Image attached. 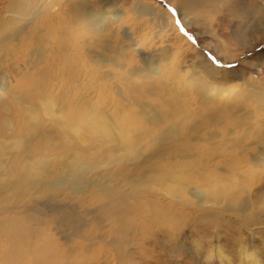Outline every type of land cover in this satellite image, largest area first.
<instances>
[{
  "label": "bare ground",
  "instance_id": "6f19581e",
  "mask_svg": "<svg viewBox=\"0 0 264 264\" xmlns=\"http://www.w3.org/2000/svg\"><path fill=\"white\" fill-rule=\"evenodd\" d=\"M168 1L179 8L185 24L191 25L200 24L208 15L222 11V7L235 14L237 0ZM88 2L6 0L2 9L0 69L4 68L1 63L15 55L16 49L23 52L28 48L23 56L29 55L31 66L36 67L42 62L53 68L56 64L60 71L67 72V76L66 80L58 81L66 83L60 89L64 93L62 100V93L54 88L40 91V85H37L33 90L37 104L12 93L13 103L9 107L3 102L5 92H1L0 111L10 115L12 108H16L17 115L15 122L10 116L0 115V205L14 202L6 198L9 189L12 193L17 192L16 198L13 197L15 202L19 198L22 203L15 207H0V235L5 241L0 244V251L6 252L0 255V264H27L29 260L22 256L25 254H29L34 262L42 261L45 255L41 256L43 251L38 254V244L44 242L46 247V241L52 242L51 236L42 232L46 222H52L60 230L70 227L67 230L79 238L83 226L90 232L104 229V233L88 235L89 239H86L107 242L118 262L127 264L132 263L131 258L137 252V248L136 252L130 250L129 237L132 233L139 237L141 234L139 229L124 223L125 216L128 220L139 221L143 227L151 219L171 223L174 219L171 212L176 213L179 220L190 218L222 223L225 221L223 214L234 213L233 217H240L242 225L249 223L250 218L258 221L260 210L252 186H247L246 177L236 172L241 167L264 169V120L258 118L257 127H254L250 121L251 113H244L243 106L249 89L256 91V87L243 80L235 82L236 88L231 86L234 83L218 84L213 78L211 81L208 78L210 69L201 70L199 62L185 65L179 68L181 72H176L175 68L183 60L176 52L185 54L188 50L186 40L177 42L176 29L171 25L169 15L153 1L133 0L136 25L123 26L120 22L111 29L109 21L114 23L125 13L106 14L105 10L114 6L109 1L102 2L104 12H94ZM260 11L258 23L264 20V9ZM260 30L259 27L252 31L258 33ZM180 38L184 39L183 36ZM60 39L59 43L55 42ZM172 43L178 46L174 47ZM70 53L89 68L88 79L83 69V74H79L66 65L70 62ZM49 56L50 64L46 60ZM112 56L126 59L132 66L133 76L126 74L124 66L112 60ZM108 64L115 68H106ZM31 71L33 69L29 67H22L18 76H28L32 83L39 84L38 75L33 78ZM183 72L187 75L186 81L180 76ZM42 78L49 81L47 71ZM133 79L136 82H132ZM260 88L263 97L254 103L259 104L257 109L264 110V85ZM191 91L198 97V103L189 102L193 98ZM224 93L226 100L220 98ZM110 104L119 120L109 113ZM238 113H241L240 120L236 117ZM42 117L47 119L43 129L37 122ZM225 117L229 120L227 131L222 130L227 128ZM19 118L34 130L22 131V125L16 126ZM210 127L220 128V131ZM249 131H252L251 137ZM41 133L46 134V141ZM40 141L46 145L40 146ZM207 146L212 152H207ZM194 154L201 156L198 158L201 166L191 162ZM227 155L229 159L225 158ZM221 158L235 170L231 175L238 182L234 183L228 177L219 186L206 182L209 175L221 174L217 167L220 162H214ZM208 163H211L209 169L202 168ZM112 166L117 168L112 170ZM225 175H229L227 169ZM4 182L8 185H2ZM257 183L259 178L253 185ZM25 185L34 189L32 198L42 190L47 191L39 200L40 207L35 208L26 201L31 196L29 192L23 194ZM55 188L64 196L55 197L50 191ZM67 188L72 195L86 194L90 199L103 197L105 202L94 200L96 205L92 207L87 203L86 207L76 201L70 203L65 197ZM172 207H179L180 211ZM19 209L15 218L10 217L11 211ZM5 211L6 215H3ZM88 218L92 222L90 227ZM23 221L30 224L23 226ZM104 221L110 226L99 227ZM50 248L46 247L45 253L50 258L48 263L66 264L57 256L63 252L56 247ZM207 254L206 262H210L214 254L220 264H230L220 245L209 248ZM239 264L260 262L255 251L246 252L243 246Z\"/></svg>",
  "mask_w": 264,
  "mask_h": 264
},
{
  "label": "rangeland",
  "instance_id": "374dc122",
  "mask_svg": "<svg viewBox=\"0 0 264 264\" xmlns=\"http://www.w3.org/2000/svg\"><path fill=\"white\" fill-rule=\"evenodd\" d=\"M89 1L90 2H88V4L91 3L90 6L94 12H104V3L102 2L109 1L111 4H114V6L110 10H105L107 11L106 14L112 12L125 13L119 15L116 22L112 23L109 21L108 26L110 29L113 28L114 26L115 27L119 26L120 22L123 24V26L134 27L136 25V22L133 21V18L136 17L135 16L136 13L133 11V7H132L133 0H89ZM151 1H153L157 6H159V8L165 10L166 13L169 15L171 25H173V27H175L176 29L175 37L177 42L180 43L186 40L185 48H188V50L184 51L185 54L182 53L178 54V52H176L177 56L182 57L183 60H181L178 63V67L175 68V71L181 72L179 68L185 67V65L186 66L196 65L195 63L199 62L201 63L200 65L201 70L204 69L205 71L207 69H210V73L208 75L209 80L211 79L212 81L213 78V81L217 82L218 84L234 83L231 86L232 88H236L235 82L237 81L241 82L243 80L244 82L247 81L250 82L252 86L256 87V91H254L251 88L247 92L248 94L247 100H245L243 103V106L245 107L244 113L246 112L251 113L252 118L250 119V121L254 124V127H257L255 125L256 120L258 118L264 120V110L257 109L259 104L254 103V101L263 97V91L260 88V85H264V60H263L264 59V20L263 22L258 23L260 18L259 20L257 19L258 17H260L259 13H261V11L258 12L259 9H264V0H237L235 3L236 4L235 14H232V12L222 7V11L208 15L203 19L201 18L203 22H201L200 24L195 23L191 25L185 24V21H183L180 16L179 8L175 4L169 2L168 0H151ZM5 2L6 0H0V15L3 12L2 9L4 10L5 8L6 5ZM144 24L145 23H143V25ZM140 25H142V23ZM259 27L261 28L260 32L256 33L252 31L253 29H257ZM181 28L185 29L187 35H185L180 31ZM180 36H183L184 39H181ZM189 37H191L192 39H189ZM60 41H62V39L56 40L55 42L59 43ZM172 45L174 47L178 46L177 43H172ZM27 51L28 48H26L23 52L20 49H16L15 55L13 54L12 56L6 58L5 63H1V66L4 68L0 69V84L2 85L6 84V86L3 87H1L0 85V95L2 94L1 92L4 91L6 96L5 100H3L4 104L6 106L9 105V107H11V104L13 103L11 100L12 93H16L18 96L25 98V100L30 101L33 104L34 103L37 104L38 99L36 93L33 90L34 88H37L39 85H40V91L54 88L56 92L62 93L61 96V100H62L64 93L60 89H62L66 83L63 82L64 84H62L59 83L58 81H61L63 78L64 80H66L67 72L64 70L60 71L56 64L53 65L55 66L53 68L50 66L46 67L42 62L38 64L36 67L31 66L29 64L30 63L29 55L27 54L26 57L23 56L24 54L27 53ZM135 54L137 55V53ZM51 56L59 57L58 55H53V54ZM70 57H71L70 62L66 64L69 67V69L73 71H78L79 74L84 73V76L86 77V79H88L89 68H85L84 63L78 62L76 58L72 56L71 53H70ZM46 60L50 64L51 62L50 56ZM112 60L116 61L118 64L123 65L124 66L123 70L126 72V74L129 73L132 75V73L130 72L132 66L128 65V61L126 59H120L118 57L112 56ZM22 67H29L33 69V71H31V75L33 76V78H35L36 74L38 75L37 77L39 78L38 79L39 84L32 83V81L29 80L30 77L28 76L25 75L18 76V71ZM108 67H111L112 69L115 68V66L112 64H108L106 68ZM82 69H83V73H82ZM45 71H47L48 73L49 81H46L45 79L42 78ZM233 73L237 75H234ZM180 76L183 78L184 81H186L187 75L184 72L180 73ZM137 78H141V77H137ZM132 82H136V80L133 79ZM29 91L31 92V94L27 95ZM191 92L193 94L192 95L193 98L189 99V102H191L192 104L194 101L198 103L199 102L198 97H196L193 91ZM226 96H227L226 93H224L220 98L222 100H226ZM142 100L144 101L146 99L142 98ZM3 102L1 99V104ZM110 105L111 106H108L109 110L111 111L109 113L112 116L116 115L114 117H116L119 120L116 111H113L114 107L112 106V104ZM16 111H17L16 108H12L10 115H8L3 110L0 111V115L4 118L5 116H10V119L11 120L13 119L14 121L13 120L12 121L15 122L16 120L15 118L17 115ZM240 116L241 113H238L236 116L238 120H240ZM19 120L16 121V126L20 127L22 125L23 127L22 131L25 130V132L27 133L34 130L31 125H26L27 122L25 121L21 122V120L20 121ZM46 120L47 119L43 117L39 118V121H37L38 127L43 129V127L46 125L45 123ZM224 121L227 128L222 130L227 131L229 125L228 117H225ZM24 127L27 129H25ZM210 129L220 131V128L217 127H210ZM53 131H57V129L54 128ZM239 131L242 132L243 129L240 128ZM248 134L251 137L252 131L251 132L249 131ZM41 136L46 141V134L41 133ZM235 136H236V132L233 135V137ZM38 144L40 146L46 145L44 141H40ZM206 148L208 150L207 151L208 153L212 152L209 146H207ZM228 154H232V153H228ZM229 157L230 156L227 155L225 158L229 159ZM198 158H201V156L200 155L198 156V154H194L191 162L193 161L197 163L199 166H201V164L198 163L199 160ZM214 162H220V165L217 167L218 168L220 167L219 169H221V174L217 173L216 176L208 174L210 176V179L206 180V182L210 184L214 183L219 186L220 184L226 181V177L230 178V180H232L234 183L238 182L237 179L231 175V173L235 170L231 168L230 165L224 164L223 158L218 159ZM52 163L53 162H51L50 166L52 165ZM209 167H211V163L202 166V168L206 170L209 169ZM110 168L113 170L117 167L112 166ZM225 169L229 171V175H225ZM260 171L262 172L258 176ZM190 172H188V175L190 174ZM236 172L246 177L247 186H252V194L256 200V203L259 205V210H260V214L258 215L259 216L258 221L254 222V220L250 218L249 223H246V225L245 224L242 225V223H240L239 221L241 218L238 216L239 218L235 217L236 218L235 219L233 217L234 213L233 214L225 213L222 215L223 219L226 221V222L224 221L225 223L224 222L216 223L214 221H201V220L194 221L190 218L186 220L185 218L182 220L180 219L181 220L180 221L179 219H177V216H175L176 213L174 214V212L173 213L171 212L170 216H172L174 219L171 223H169L170 225L163 223L162 221H159V219L158 221L157 220L152 221L151 219L147 223L148 226L146 225L145 227H143L141 223H138L139 221L128 220L126 219V217L128 216H125L124 220L126 221L124 223L132 226L133 228L139 229L140 230L139 233L141 234L140 235L141 237H139L135 233H132L129 237V239H131L130 242L132 245L130 246V250L136 252V248H137V252L131 258L133 260L131 261L132 263L128 262L127 264H220L219 260L214 254L211 255L209 260L210 262H206L208 257L207 250L214 245H220L222 252L224 253V255L228 257L230 264H239L240 250L242 249L243 246L246 252L255 251L257 257L259 258L260 264H264V169L261 170L256 167L255 168L250 167V169L247 170L244 169V167L243 168L241 167L237 169ZM190 176L192 175L190 174ZM194 176L195 175L193 174V177ZM258 178H259V183L253 185V182L256 181ZM2 185H8V184L4 182L2 183ZM33 191L34 189L28 185H25L24 190H22L23 194H28L29 192L28 195L31 196V198L30 197L27 198L26 201L29 200L31 205L34 204L36 206L35 208H38L40 207L39 200L41 201V197L47 191L45 192L42 190L43 193L40 191L38 194H36L38 198L37 197L32 198ZM50 191L51 193H55L54 196L57 198H61L64 196L63 192L60 189L55 188V189H50ZM65 192H66L65 197L68 202L74 203V201H76L75 203L78 202L82 203V205L85 207L87 205H89V207L96 205L94 204V200H97L99 203L105 202V199L103 197L90 199V197H88V195L86 194L85 195L80 194L81 196L79 195L76 196L74 194L72 195V191L69 188H67ZM16 193L14 192L12 193L9 189V192L6 193V196L8 195V197L6 198L8 199L11 198L14 202H11L9 200L10 202H7L6 204L5 203L1 204L0 207L2 205L4 207H13V206L15 207L20 205L22 203L21 202L22 200L18 198V200L15 202V200L13 199V197L16 198L15 196ZM250 199L252 200L251 196ZM4 200L5 199H2L1 202H4ZM35 203H37L38 205H36ZM85 203H87V205ZM175 208L177 209V211H180L179 207H175ZM19 211L20 209L17 211H11L12 214L10 215V217L12 216V218H15L17 213H19ZM21 211H23V206L21 208ZM33 211H36V209ZM5 213L6 211L3 212V215H6ZM89 220L90 218H88L87 223H89V227H90L92 225V222L91 221L89 222ZM43 221L44 220H42L40 223H42ZM29 224L30 223L29 222L27 223L26 221L22 222L23 226ZM46 224L47 225L43 227L42 232L44 233V235L45 234H47V236L50 235L52 238V242L46 241V243L47 242L49 243L46 244V247L50 248L49 245H51L50 249L56 247L58 250H61L63 253L59 252L57 253V256L60 258V260L64 261L66 264H121L118 262V259L115 256L111 247H109V245L106 244L107 242L104 243L103 241L100 242L99 240H95V241L92 240L91 242L86 239V238L89 239V237H87L88 235L92 237L93 234L98 235V233L99 234L104 233L105 232L104 229H101V231L99 229L97 231L90 232L88 228L86 229V227L83 226L80 229V234L82 235V237L79 238L74 236L71 230H70L71 232L70 234V232L68 231L70 227L64 228V230H60V228H58V226L54 225L52 222H46ZM218 224L220 225L218 226ZM100 225L99 227H105L107 225L110 226L109 222L107 221L100 223ZM49 226L53 228H50ZM47 227L48 229H46ZM48 233H52L53 235ZM0 238L2 240L0 244H4L5 241L3 240L4 239L3 235H0ZM64 241L66 242L63 244ZM38 245H39L38 248H40V249L37 248V250L39 251L38 254H40V252L43 251L41 252L42 255L41 254L40 255L42 257L45 255V257H43L42 261L40 262L37 261L34 262L33 260H31L29 254L22 255L25 259L29 260L27 264H46V263L49 264L48 259L50 258H48L47 254H45L46 247L44 246L45 245L44 242H41V244ZM21 250L23 249L21 248ZM65 250H67L68 252L65 253L66 252ZM104 251H106L105 257L103 255ZM5 253H6L5 250L0 251V255L2 256ZM64 253H65V258L63 256ZM22 256L20 255V257ZM106 257L108 259L105 260L104 258Z\"/></svg>",
  "mask_w": 264,
  "mask_h": 264
},
{
  "label": "snow or ice",
  "instance_id": "6c2138e0",
  "mask_svg": "<svg viewBox=\"0 0 264 264\" xmlns=\"http://www.w3.org/2000/svg\"><path fill=\"white\" fill-rule=\"evenodd\" d=\"M180 31H181L182 33H184L185 35H187V33L185 32V29H184V28H181ZM189 39H192V38L189 37Z\"/></svg>",
  "mask_w": 264,
  "mask_h": 264
}]
</instances>
